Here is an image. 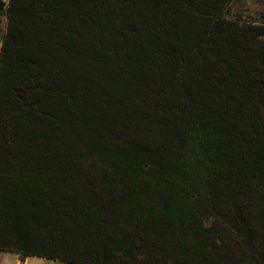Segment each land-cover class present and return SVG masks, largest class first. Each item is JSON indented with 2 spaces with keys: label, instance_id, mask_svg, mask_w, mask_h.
Returning a JSON list of instances; mask_svg holds the SVG:
<instances>
[{
  "label": "trees",
  "instance_id": "16d2710c",
  "mask_svg": "<svg viewBox=\"0 0 264 264\" xmlns=\"http://www.w3.org/2000/svg\"><path fill=\"white\" fill-rule=\"evenodd\" d=\"M237 0H0V251L264 264V24Z\"/></svg>",
  "mask_w": 264,
  "mask_h": 264
},
{
  "label": "rangeland",
  "instance_id": "374dc122",
  "mask_svg": "<svg viewBox=\"0 0 264 264\" xmlns=\"http://www.w3.org/2000/svg\"><path fill=\"white\" fill-rule=\"evenodd\" d=\"M6 5L10 0H4ZM227 16L232 19L241 20L244 23H253L256 25L264 24V0H237L230 6ZM7 18L5 15H0V49L1 39L6 30ZM0 253H8L0 251ZM28 264H72L58 260H50L42 257H28Z\"/></svg>",
  "mask_w": 264,
  "mask_h": 264
},
{
  "label": "crops",
  "instance_id": "0c3cea01",
  "mask_svg": "<svg viewBox=\"0 0 264 264\" xmlns=\"http://www.w3.org/2000/svg\"><path fill=\"white\" fill-rule=\"evenodd\" d=\"M0 264H28V260H22L18 254L13 252L0 253Z\"/></svg>",
  "mask_w": 264,
  "mask_h": 264
}]
</instances>
